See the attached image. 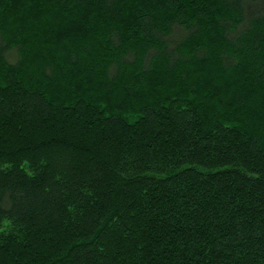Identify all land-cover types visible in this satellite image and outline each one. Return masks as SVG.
<instances>
[{
	"label": "trees",
	"instance_id": "obj_1",
	"mask_svg": "<svg viewBox=\"0 0 264 264\" xmlns=\"http://www.w3.org/2000/svg\"><path fill=\"white\" fill-rule=\"evenodd\" d=\"M0 264H264V0H0Z\"/></svg>",
	"mask_w": 264,
	"mask_h": 264
},
{
	"label": "rangeland",
	"instance_id": "obj_2",
	"mask_svg": "<svg viewBox=\"0 0 264 264\" xmlns=\"http://www.w3.org/2000/svg\"><path fill=\"white\" fill-rule=\"evenodd\" d=\"M204 65H205V64H204ZM210 68H211V67H210L209 65H207V64L204 66V70H206V71H208ZM157 74H158V71L155 72V73H153V76H158ZM226 74H227V73H226ZM226 76H227V77H226ZM238 76H239V75H238ZM238 76H237V74H234L233 72H232V73H229V74H227V75H224V76L221 75V77H219L218 80H216L213 84H215L217 87H221L220 89H224L225 86H226V84H227L228 82H232L233 79H237ZM205 78H206V76L201 75V79H205ZM213 78H214V77H213ZM213 78H210V80L213 79ZM213 80H214V79H213ZM166 89H167L166 86H163V87H160L159 90H160L161 92H163V91H167ZM209 92H210V89H209ZM4 225L7 226V228H6V231H7V232H8V231H11V233L13 234L12 236H15V234H16L18 231H20V229H19L18 227H16L12 222H5ZM3 229H4V227H3Z\"/></svg>",
	"mask_w": 264,
	"mask_h": 264
}]
</instances>
